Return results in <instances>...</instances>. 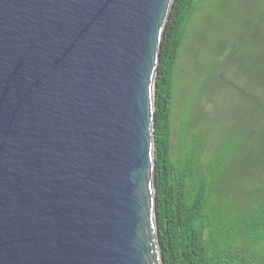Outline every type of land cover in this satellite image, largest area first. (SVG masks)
Instances as JSON below:
<instances>
[{
	"label": "water",
	"instance_id": "obj_1",
	"mask_svg": "<svg viewBox=\"0 0 264 264\" xmlns=\"http://www.w3.org/2000/svg\"><path fill=\"white\" fill-rule=\"evenodd\" d=\"M174 0H0V264H163L155 84Z\"/></svg>",
	"mask_w": 264,
	"mask_h": 264
},
{
	"label": "trees",
	"instance_id": "obj_2",
	"mask_svg": "<svg viewBox=\"0 0 264 264\" xmlns=\"http://www.w3.org/2000/svg\"><path fill=\"white\" fill-rule=\"evenodd\" d=\"M208 1L174 0L157 70L155 190L162 262L264 264V182L252 186L245 166L252 129L229 124L211 137L199 129L179 159L172 158L178 60L191 19ZM219 4L214 9L211 0L208 9L232 14V0ZM228 180L234 189H226Z\"/></svg>",
	"mask_w": 264,
	"mask_h": 264
},
{
	"label": "rangeland",
	"instance_id": "obj_3",
	"mask_svg": "<svg viewBox=\"0 0 264 264\" xmlns=\"http://www.w3.org/2000/svg\"><path fill=\"white\" fill-rule=\"evenodd\" d=\"M232 1V14H215L204 2L190 21L176 72L172 158L199 129L211 137L245 124L255 135L246 177L256 186L264 182V0ZM225 187L235 188L229 180Z\"/></svg>",
	"mask_w": 264,
	"mask_h": 264
},
{
	"label": "flooded vegetation",
	"instance_id": "obj_4",
	"mask_svg": "<svg viewBox=\"0 0 264 264\" xmlns=\"http://www.w3.org/2000/svg\"><path fill=\"white\" fill-rule=\"evenodd\" d=\"M209 2V1H208Z\"/></svg>",
	"mask_w": 264,
	"mask_h": 264
}]
</instances>
